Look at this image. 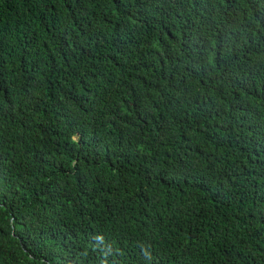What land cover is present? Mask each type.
<instances>
[{
  "label": "trees",
  "instance_id": "trees-1",
  "mask_svg": "<svg viewBox=\"0 0 264 264\" xmlns=\"http://www.w3.org/2000/svg\"><path fill=\"white\" fill-rule=\"evenodd\" d=\"M0 264H264V0H0Z\"/></svg>",
  "mask_w": 264,
  "mask_h": 264
}]
</instances>
